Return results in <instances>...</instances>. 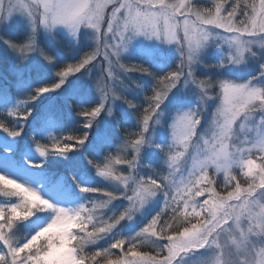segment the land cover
Masks as SVG:
<instances>
[{
  "label": "snow or ice",
  "instance_id": "6c2138e0",
  "mask_svg": "<svg viewBox=\"0 0 264 264\" xmlns=\"http://www.w3.org/2000/svg\"><path fill=\"white\" fill-rule=\"evenodd\" d=\"M17 16L27 22L22 40L4 34ZM60 27L76 43L87 29L93 43L79 59L57 67L39 34ZM140 37L174 49L175 67L161 74L126 62ZM0 42L14 54L18 92L29 86L22 68L33 55L54 71L16 106L0 108V264H193L198 255L199 264H249L250 255L256 258L255 250L264 248V0H0ZM210 48L220 50L216 63L206 62ZM249 62L258 64L257 74L230 78L229 66ZM201 67L213 71L201 73ZM132 73L155 81L145 89L132 80L143 103L125 94L124 77ZM84 76L90 83H77ZM41 98L49 105L40 119L50 125L78 98L76 114L84 129H97V148L111 143L100 130L116 102L135 110L136 127L121 129L114 150L99 159L83 155L110 187L77 182L82 199L75 206L15 158L22 148L16 138ZM8 100L0 90V104ZM168 107L175 109L170 123L163 119ZM157 126L170 129L168 143L156 142ZM89 134L32 139L41 157H67L87 148ZM153 149L161 154L158 166L149 162ZM157 198L159 210L125 234ZM116 201L126 203L114 209Z\"/></svg>",
  "mask_w": 264,
  "mask_h": 264
},
{
  "label": "rangeland",
  "instance_id": "374dc122",
  "mask_svg": "<svg viewBox=\"0 0 264 264\" xmlns=\"http://www.w3.org/2000/svg\"><path fill=\"white\" fill-rule=\"evenodd\" d=\"M28 33V27L26 20L21 17L17 16L14 20L13 26L10 29L4 30V34L9 36V38L14 40H22ZM90 31L87 29H83L80 34L79 43H76L73 38L70 36V34L67 32L66 29L63 27L58 28L54 34H48L44 31H41L39 34V43L41 46L45 47L50 52L54 53L57 57L55 63L56 66H60L65 62H73L77 59H79L84 52L90 51L92 47V40L89 39ZM6 45H3L2 42H0V57L7 59H13L14 60V54H6ZM225 49L227 46H224ZM254 49H259V45H253ZM160 52L164 51V56H155L151 57L149 55V52ZM220 55V50L216 48H210L207 50L206 54V62L207 63H216L217 58ZM125 60L129 63H142L145 66H148L151 68L153 72L156 73H163L164 71L169 70L170 67H174L177 62V54L175 53L174 49H169V46L166 45H160L157 41H148L143 37L138 38L136 41L133 42V46L130 49L128 53L125 54ZM10 64L13 65V61L7 60V66H10ZM42 65L40 68V71H35L34 68L37 65ZM258 68V64L255 62H249L246 65H240V66H229L228 72L230 74V78L236 79V80H245L251 75L257 74L256 69ZM22 70L26 74L33 73L32 81L35 83H40L42 78H47V80H50L52 76H54V71L49 68L46 62H43L40 57L37 55H33L29 61H25L23 64ZM213 70L211 69H204L203 67L200 68L201 73H209L211 74ZM98 74L97 72L93 73V76ZM131 79H129L128 76L124 77V80L127 84L130 85V88L126 91V95L129 99L135 100L138 104L143 102V94L142 90L139 88H136L135 85H132V80L137 81L140 84L144 85V88H150L152 84L155 83V81L144 74L140 73H132L129 74ZM14 78V76H13ZM26 81V80H25ZM17 82V81H16ZM27 82V81H26ZM77 83L80 84H87L90 83V78L87 76H84L81 80L77 81ZM178 87H183L182 85ZM14 89L18 92L17 89V83L14 84ZM26 87H24L21 91L18 93L25 91ZM175 91V90H174ZM186 93H191V86L189 89H185ZM59 100H63V97H58ZM78 99V98H76ZM93 99L95 102H99V98L95 93L93 92ZM195 98L193 97V100ZM79 100V99H78ZM170 100H173V97H170ZM167 103V102H166ZM49 102L45 106L43 112L48 108ZM215 105L210 104L209 111L214 110ZM135 110L129 109L128 106L123 103L122 101H117L116 106L114 107V116L108 117L107 120L109 123L102 124L101 125V134H107L111 137V143L105 144L103 148H97L96 142H97V129L95 128V136L92 140V142L87 146V148L83 151V154L71 157L72 158V165L75 167V170L79 175L76 177L78 179L77 182L81 184H87L90 186H98V187H110L108 182L102 179L101 177L96 175L95 169H93L90 165L87 164V161L83 158V155L86 153L90 158L99 159L102 154H106L107 149L115 148V145L120 143L122 132L120 133V126L122 127H129V128H135L136 127V119H135ZM175 109L172 107H168L165 111V117L163 118L167 123H170V117L172 114H174ZM42 112V113H43ZM66 115L65 117L58 122L60 126L66 128L69 125H72L73 122L76 120L72 116V112L70 110V107L66 108ZM41 115L34 120L32 126L41 132L43 136H47L50 133V128L54 125L50 124H44V122L40 119ZM104 119V117H102ZM102 119V120H103ZM202 123H206L202 122ZM56 125V124H55ZM119 135L120 139H117L116 141L114 137ZM116 137V138H119ZM170 138V129L168 128H161L160 126H157V135H156V142L157 143H168ZM19 140L18 138H16ZM29 139L28 136L23 143V151H22V158H20V161H18L21 165H26L27 167L32 169L31 173H28V175L36 176L38 173L32 168L31 162L34 158H40L39 152L29 146ZM153 158L151 160L152 163L158 164V161L156 160V157L160 156L158 150L153 149ZM17 154V153H16ZM67 159V163H68ZM146 171V169H145ZM0 172L3 174V170H0ZM16 173L11 172L10 178H15ZM53 186V187H52ZM63 187H66L74 192V196L68 195L63 189ZM49 187L53 188V190L64 196L67 199V202L70 206H75L77 203H79L82 199L79 188H73L71 184H69L67 181H65L63 178L59 179L58 181H55L54 184L49 185ZM122 201H116L112 205V208L118 209L122 206ZM160 199L157 198L153 203L147 206L145 210L144 215L138 214L135 218V227L131 229H125V234H131L134 231H138L139 227L144 223L147 222L148 219L151 218L152 215L155 214L156 211L159 210L161 207ZM140 223V224H139ZM103 243V242H101ZM203 257H200L199 255L194 258H190L191 261H193V264H199V261L202 260Z\"/></svg>",
  "mask_w": 264,
  "mask_h": 264
},
{
  "label": "trees",
  "instance_id": "16d2710c",
  "mask_svg": "<svg viewBox=\"0 0 264 264\" xmlns=\"http://www.w3.org/2000/svg\"><path fill=\"white\" fill-rule=\"evenodd\" d=\"M7 60H10L11 62L13 61V59H7V57L6 58L0 57V90H2L3 92H6L8 94L9 100L6 104H0V108H11L13 106H16L17 99H23L24 96H26L28 94V92L31 91L32 88L38 87L41 85L42 82L47 81V78L46 79L42 78L40 83H35L32 81V78H31L33 76V73L26 74L25 80L27 81L29 86L26 87L25 91L18 93L14 89V84L17 83L16 82L17 80H16L15 76L13 75V71H14L13 65L10 64V66H7ZM13 76H14V78H13ZM50 95H52V94H45V97H48ZM48 102L49 101L46 98H41V100H39L35 103V107L33 109L32 116L29 117V123L25 126V133L22 137H18L21 146L23 145L24 140L29 136L30 139H29L28 145L35 148V145H34V142L32 139L33 135H35L36 139L40 140L41 142H44V143L48 142V135L49 134L47 136H43L40 131L36 130L32 126L34 120H36L42 114V112H43V110H44V108ZM79 103L80 102L78 99H73L70 103V110L72 112V116L74 117V119L76 121L73 122L72 125H69L66 128L60 126L59 124H56V125L52 126V128H50V133L59 136V135L69 134L72 132L81 133L83 131H89V133H90L89 134V141H88V145H89L95 136V127L91 130L83 128L84 118L81 116H78L76 114L78 109H79ZM85 106H91V105L86 104ZM102 117H104V116H102ZM102 117H101V119H103ZM121 129H127V127L120 126V133H121ZM116 137H119V135H117ZM116 137H114L115 138L114 141H116L117 139H120V137L119 138H116ZM23 148L24 147L22 146L21 150L18 151L16 154L15 158L17 161H20V158H22L21 154H22ZM107 150L110 151V150H114V149L109 148ZM81 154H83V152L77 151L74 153H69L67 157L51 156V157H47V158H45V157L34 158L33 161L31 162V166L36 171V173H38V175H43V176L48 178L49 185H52L55 183V181H58L59 179L63 178L65 181H67L69 184H71L73 186V188L75 189V188H77L76 187V184H77L76 179H78L76 176L79 174L75 170V167L71 164L72 163L71 157L78 156ZM67 159L69 161L68 163H67ZM149 162H151V161H149ZM157 166H158V164H157ZM146 171H147V169H146ZM0 174H2V173L0 172ZM73 177H75V179H73ZM61 189H63L64 191H67L66 193L68 195H71L72 197L74 196V192L72 190H70L66 187H63V186ZM0 199H2V197H0Z\"/></svg>",
  "mask_w": 264,
  "mask_h": 264
},
{
  "label": "clouds",
  "instance_id": "9594fccd",
  "mask_svg": "<svg viewBox=\"0 0 264 264\" xmlns=\"http://www.w3.org/2000/svg\"><path fill=\"white\" fill-rule=\"evenodd\" d=\"M37 4H39L40 0H35ZM54 34V32L49 33ZM256 251V258L253 259L251 255L249 256V264H264V248H260Z\"/></svg>",
  "mask_w": 264,
  "mask_h": 264
}]
</instances>
